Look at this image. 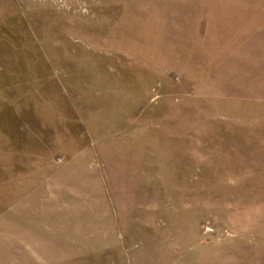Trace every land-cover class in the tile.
<instances>
[{
  "label": "rangeland",
  "instance_id": "rangeland-1",
  "mask_svg": "<svg viewBox=\"0 0 264 264\" xmlns=\"http://www.w3.org/2000/svg\"><path fill=\"white\" fill-rule=\"evenodd\" d=\"M0 264H264V0H0Z\"/></svg>",
  "mask_w": 264,
  "mask_h": 264
}]
</instances>
